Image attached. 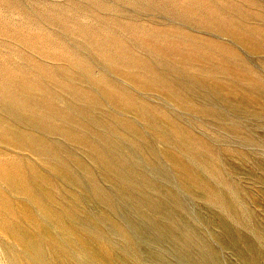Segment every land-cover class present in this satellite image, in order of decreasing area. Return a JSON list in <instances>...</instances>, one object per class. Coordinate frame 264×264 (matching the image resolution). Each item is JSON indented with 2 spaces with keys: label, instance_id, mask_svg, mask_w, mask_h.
<instances>
[{
  "label": "rangeland",
  "instance_id": "obj_1",
  "mask_svg": "<svg viewBox=\"0 0 264 264\" xmlns=\"http://www.w3.org/2000/svg\"><path fill=\"white\" fill-rule=\"evenodd\" d=\"M0 264H264V0H0Z\"/></svg>",
  "mask_w": 264,
  "mask_h": 264
}]
</instances>
